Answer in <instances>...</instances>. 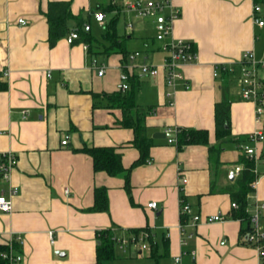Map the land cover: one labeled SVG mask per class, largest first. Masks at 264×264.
<instances>
[{
	"label": "crops",
	"instance_id": "1",
	"mask_svg": "<svg viewBox=\"0 0 264 264\" xmlns=\"http://www.w3.org/2000/svg\"><path fill=\"white\" fill-rule=\"evenodd\" d=\"M52 1H68L71 13L90 25L96 54H88L83 42L67 43L65 35L49 46L45 14ZM122 2L116 0L111 10V0H0V155L10 153L16 161L7 179L0 176V195L9 197L11 206L8 213L0 212V244L10 248L14 237H22L15 253L22 259L15 264H96V233L110 229L116 257L108 264H175L173 257L183 251L192 254L181 256V264H261L252 246L239 244L241 224L230 218L232 202L225 192L240 176L232 170L242 166L239 146L244 141L238 139L264 130V115L256 120L253 104L239 95L234 74L229 86L231 141L223 143L215 169L207 147L216 144L213 110L220 98L219 70H237L246 50L255 60H264V24L252 20L253 3H258L257 17L264 21V0H173L180 15L171 35L191 41L197 52L195 61L181 66L190 88L169 87L162 73L129 80L134 120L139 114L152 143L149 162L132 168L139 153L131 143L132 129L120 125L123 113L102 96L91 98V93L118 91L123 60L120 54L104 52L108 42L101 35L109 19L126 13ZM95 12L104 14L101 24L94 21ZM19 18L25 23L18 25ZM145 23L148 35L134 34L124 22L116 32L124 37L128 53L147 56L157 51L161 57L154 62H159L164 54L153 38L154 25ZM132 43H140L139 49L128 50ZM94 60L104 65L103 75H97ZM178 129L206 130L208 145L177 149ZM84 146L114 148L120 154L122 167L129 168L128 193L123 174L111 177L93 171L92 159L80 151ZM256 151L254 190L246 200L249 214L255 205L263 206L258 217L263 233L264 142ZM179 177L186 182L180 184ZM11 187L17 192L9 196ZM98 187L106 189L107 212L87 210ZM149 202L157 207L147 208ZM181 202L202 219L222 215L224 220L188 226L184 231L192 236L181 244ZM144 227L156 243L157 255L167 240V256L154 260L148 250L138 253L131 246L121 251L116 240Z\"/></svg>",
	"mask_w": 264,
	"mask_h": 264
},
{
	"label": "trees",
	"instance_id": "2",
	"mask_svg": "<svg viewBox=\"0 0 264 264\" xmlns=\"http://www.w3.org/2000/svg\"><path fill=\"white\" fill-rule=\"evenodd\" d=\"M69 2H56L52 1L48 3L47 13L45 14L46 23L48 26V37L47 41L49 46H53L58 39L66 36L71 30H75L78 33V39L74 42H83L86 46V52L90 55H94L97 53L96 49L92 46L94 39L92 35L83 30V24L81 17L74 16L69 10ZM109 9L114 10L116 7L111 4ZM118 13V11H117ZM118 19V15H114L111 19L108 20L106 25L104 26L102 32V39L108 42V45L105 47L104 52L116 53L121 55V60L124 63L126 61L127 55L129 54L124 46L125 39L124 37H120L116 32V21ZM73 22V24H72ZM73 42V43H74ZM122 63V64H123ZM219 76L221 79L220 85V98L215 101L214 104V126H215V141L216 144L209 146L207 141V132L206 130H196V129H178L176 132V144L177 149H181L186 145H208L207 147V156L208 161L213 169L217 168L220 164L218 159V153L223 148L224 142H230V100H229V86H230V72L226 69L219 70ZM132 78V77H131ZM130 78V79H131ZM129 79V80H130ZM131 88L125 92V94H121L119 91L112 92L110 94L105 93H91V98L95 99L98 97H104L110 103V106H115L121 110L123 113V119L120 122L121 127L131 128L133 131V140L131 143L138 150L139 156L138 159L132 163L130 168L142 165L149 160L148 151L151 147L152 143L148 140L145 134V128L142 122V118L139 117V114L135 115L132 113L133 109H135V105L132 98V83ZM246 137H241L238 141H247ZM90 156L93 164V171H103L105 174L109 176H116L119 174H123L124 179V188L126 192L129 191V168L124 169L121 164L120 154L115 151L114 148H103V147H82L80 150ZM239 162L242 164V172L236 181L230 187L225 188V192L228 193L229 199L231 202H235L237 207H233L230 213V218H234L239 220L240 222V232H239V244H247L245 240V234L248 233L250 229V214L248 213V204H247V195L253 192V181L255 180V173L252 170L254 167V163L251 159L245 158L242 154H240ZM4 159L2 155H0V162ZM211 192H213V185L211 183ZM91 212H107L108 203H107V195L106 189L101 187L94 188L93 193V205L87 209ZM180 216V223H187L186 216ZM149 232L148 228L144 227L143 229H131L127 233H132L137 235L140 232ZM96 239L98 244L95 246L96 255H95V263L96 264H108V262L115 259V238L114 233L110 231V229H100L96 233ZM147 244L149 247L148 257L154 260H158L159 257L167 256V240L163 239L162 246L164 247V251L157 255V247L156 243L152 240L151 237L147 239ZM248 245V244H247ZM11 250L14 253H17V250L20 248V244L16 241H12L10 245ZM9 246L6 244H0V264H9V260L6 257H3V254H9L10 250Z\"/></svg>",
	"mask_w": 264,
	"mask_h": 264
},
{
	"label": "built area",
	"instance_id": "3",
	"mask_svg": "<svg viewBox=\"0 0 264 264\" xmlns=\"http://www.w3.org/2000/svg\"><path fill=\"white\" fill-rule=\"evenodd\" d=\"M115 2L116 0H111L112 4H115ZM253 5L252 20H254L257 25L262 26L264 21L257 17V14L261 11V6L258 3H253ZM122 9L131 14L135 19L147 20L154 25L153 38L155 41L159 42V51L163 53L164 56L159 62L147 63L145 60L146 57L142 53L137 51L129 53L126 61L120 65L121 70L118 77L117 90L119 92H125V90L129 88V79L135 75L155 78L160 73L163 74L164 81L169 87H176V85L181 84L184 90L190 88L189 83L185 80V76H183L181 72V66L185 63L195 61L197 52L191 41L187 39H177L171 35L174 20L180 15V11L173 6V0H123ZM93 19L96 23L101 24L104 20V14L102 12H95L93 13ZM16 23L19 25L25 22L23 18H19ZM83 25V30L85 32L90 31L89 24ZM125 27L131 29L133 24L127 21ZM76 39H78V33L75 30L70 31L65 36V40L69 44L73 43ZM84 48L86 49L85 45ZM139 58H141V60L137 63ZM92 66L98 69L97 75L101 76L104 74L105 69L103 64L97 65L94 60ZM223 70L225 69L223 68ZM227 71L236 75L239 95H241L244 101L247 100L253 104L256 120L260 122L264 115V60H255L253 53L246 50L241 54L237 70L230 68ZM214 75H217V71H214ZM167 95H170V93ZM246 138L247 141L239 146V150L245 158L247 157L253 161L254 167L252 170L255 173V164L258 159L256 145L264 142V130L261 128L252 131L246 135ZM171 140L172 139H168V142L171 143ZM66 143V137L60 141V144L63 146H65ZM2 157L4 160L0 162V176L3 179H7L8 172L14 167L16 161L14 156L10 153L3 154ZM232 170H234L236 174H240L242 172V166L235 165ZM179 182L180 184H184L186 179L179 177ZM8 191L9 196L17 192L15 187H11ZM146 207L155 209L157 206L155 202H149L146 204ZM233 207H237L235 202L231 203V208ZM262 208V205H255L253 211L250 213L251 230L245 234V240L248 245L256 250L258 259H260L261 264H264V232L262 233L258 228V217ZM10 210V198H6L1 194L0 212L8 213ZM179 215L186 216L188 219L187 223H180L179 225L180 231L183 234L181 244H184L185 239L192 236L191 233L188 234L184 231L188 226H195L198 222L203 221L211 223L224 220L222 215L207 216L202 219L198 214L192 212L189 205L182 202L179 206ZM48 235H50V240L52 242V234L49 232ZM149 237V232L144 231L137 235L129 234V236L119 237L116 242L123 253L128 251L129 246H131L135 252L140 253L149 250L147 244V239ZM14 239L19 244L22 243V237L17 236L14 237ZM222 243L223 242H220V244ZM9 251V254L2 255L8 258L9 264H15L21 261V255L15 254L11 248ZM189 254H192V251L189 253L183 251L181 254L174 256V263L181 264L180 257Z\"/></svg>",
	"mask_w": 264,
	"mask_h": 264
},
{
	"label": "rangeland",
	"instance_id": "4",
	"mask_svg": "<svg viewBox=\"0 0 264 264\" xmlns=\"http://www.w3.org/2000/svg\"><path fill=\"white\" fill-rule=\"evenodd\" d=\"M126 18H128V20H130V22L133 24V27L131 29L133 30L134 34L148 35L150 33L149 25L147 23H145V21H147V20H145V21L138 20L137 21L135 18H133V16L131 14H129L127 12L124 13L123 16H118V19L115 23L116 28L122 27L123 22L126 25V22L128 21ZM131 29H128V30L132 32ZM149 41H150V39H149ZM127 47H128L127 48L128 50H130V49L133 50L135 48L139 49L140 43H139V45H136V43H132V44L127 45ZM149 48H150V46H149ZM160 57H161V54L158 53L157 51L154 53L148 52L147 56H146V62L147 63H150V62L154 63V61H158L160 59Z\"/></svg>",
	"mask_w": 264,
	"mask_h": 264
}]
</instances>
